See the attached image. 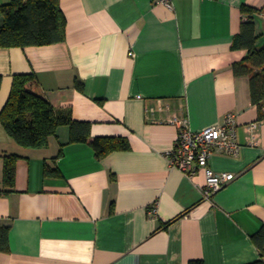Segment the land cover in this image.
Segmentation results:
<instances>
[{
	"label": "crops",
	"instance_id": "0c3cea01",
	"mask_svg": "<svg viewBox=\"0 0 264 264\" xmlns=\"http://www.w3.org/2000/svg\"><path fill=\"white\" fill-rule=\"evenodd\" d=\"M10 2L0 0V26ZM170 2L60 0L64 41L0 47V113L15 75L35 73L56 110L90 122L93 138H125L130 146L98 158L90 144L69 143L63 125L47 146L26 148L0 121V224L10 227L0 264H246L261 257L253 236L264 226V118L249 76L233 72L247 51L232 43L249 5L261 9L255 25L264 46V0ZM227 113L236 117L240 152H216L209 164L236 177L205 199V173L190 176L171 164L174 120L200 130ZM12 154L19 158L8 191L3 167ZM47 165L60 175L47 176Z\"/></svg>",
	"mask_w": 264,
	"mask_h": 264
},
{
	"label": "trees",
	"instance_id": "16d2710c",
	"mask_svg": "<svg viewBox=\"0 0 264 264\" xmlns=\"http://www.w3.org/2000/svg\"><path fill=\"white\" fill-rule=\"evenodd\" d=\"M261 9L244 5L246 16L240 31L234 36L232 48L246 50L243 60L233 64L237 76L250 78L253 102L264 118V46L259 47L255 14ZM4 23L0 26V47L40 46L62 42L66 37V17L60 0H11L1 7ZM0 75V87H1ZM0 121L8 134L26 148L45 147L60 126L70 127L69 143H88L98 158L118 150H128L129 142L120 137H92L91 123L73 118L71 110H56L42 92L35 73L17 74ZM62 154V152L60 153ZM19 155L4 158L3 185L10 191L16 183V162ZM47 176L60 175L59 169L49 165ZM9 229L0 224V252L9 250ZM261 257L246 264H264V226L253 236ZM189 264H204L192 260Z\"/></svg>",
	"mask_w": 264,
	"mask_h": 264
},
{
	"label": "built area",
	"instance_id": "2783aa9c",
	"mask_svg": "<svg viewBox=\"0 0 264 264\" xmlns=\"http://www.w3.org/2000/svg\"><path fill=\"white\" fill-rule=\"evenodd\" d=\"M157 1L171 7L170 0ZM174 121L178 126V134L175 145L169 153L171 164L190 176L203 171L206 175L203 196L205 199H210L236 177L230 172L218 173L209 164L211 156L216 152L231 156L239 154L241 143L237 134L236 117L233 113H227L222 123L200 130L192 129L187 118H177ZM248 130L252 135L251 143H256L257 125H250ZM156 207V205L152 207L151 213L157 212Z\"/></svg>",
	"mask_w": 264,
	"mask_h": 264
}]
</instances>
